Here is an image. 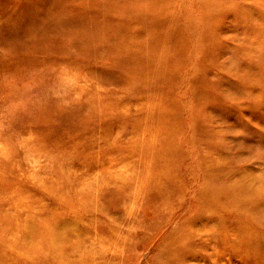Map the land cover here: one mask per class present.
I'll list each match as a JSON object with an SVG mask.
<instances>
[{
    "label": "rangeland",
    "instance_id": "1",
    "mask_svg": "<svg viewBox=\"0 0 264 264\" xmlns=\"http://www.w3.org/2000/svg\"><path fill=\"white\" fill-rule=\"evenodd\" d=\"M250 219L264 0H0V263L171 264Z\"/></svg>",
    "mask_w": 264,
    "mask_h": 264
},
{
    "label": "bare ground",
    "instance_id": "2",
    "mask_svg": "<svg viewBox=\"0 0 264 264\" xmlns=\"http://www.w3.org/2000/svg\"><path fill=\"white\" fill-rule=\"evenodd\" d=\"M76 23L77 21L75 20H69V24L73 25ZM82 25L85 26L86 30H92L95 28L89 23H82ZM223 196H225V194L214 193L212 195L214 199L216 198L218 200H220ZM226 196L227 199L224 202H220L219 206L224 209L231 206V213H243L240 212L241 206L238 207L237 205H232L237 201L236 198L231 195ZM245 210L250 215L254 212L251 207H245ZM254 214L256 215V213ZM221 227L224 229L223 224ZM208 228L210 230L202 233L201 235V230H198L197 233H195L196 235L198 234L201 236L202 240L199 244L190 246L189 250L184 249V247L186 243L188 244L189 240H193L192 238L195 234L189 237L186 236L182 241H180L181 244L176 242L175 247L179 245V249L175 248L167 254L168 257L172 258L169 259L171 264H245L246 261H252L249 264H256V262H258V264H264V254H261L264 253V229L255 228L253 220H244L240 225H236L233 230H231L230 235H221V232L214 231L213 226H209ZM199 236L197 238H199ZM232 236L234 237L232 238ZM221 237L222 243H220ZM219 244H224V246L220 247ZM229 249L230 254L227 253V250ZM224 251L226 252L225 254H223ZM240 260L244 262H241Z\"/></svg>",
    "mask_w": 264,
    "mask_h": 264
}]
</instances>
